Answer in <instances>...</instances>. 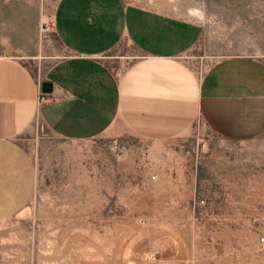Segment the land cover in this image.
Instances as JSON below:
<instances>
[{
  "label": "rangeland",
  "instance_id": "374dc122",
  "mask_svg": "<svg viewBox=\"0 0 264 264\" xmlns=\"http://www.w3.org/2000/svg\"><path fill=\"white\" fill-rule=\"evenodd\" d=\"M0 1L38 5L44 68L64 54L50 31L55 0ZM134 1L198 20L189 54L202 69L229 54L264 60V0ZM189 133L68 141L36 123L35 186L0 218V264H264V134Z\"/></svg>",
  "mask_w": 264,
  "mask_h": 264
},
{
  "label": "crops",
  "instance_id": "0c3cea01",
  "mask_svg": "<svg viewBox=\"0 0 264 264\" xmlns=\"http://www.w3.org/2000/svg\"><path fill=\"white\" fill-rule=\"evenodd\" d=\"M44 26L38 5L0 1V218L34 189L36 123L68 141L264 134V60L229 54L202 69L189 54L204 32L196 19L142 1L55 0L64 54L45 68Z\"/></svg>",
  "mask_w": 264,
  "mask_h": 264
},
{
  "label": "water",
  "instance_id": "95a60500",
  "mask_svg": "<svg viewBox=\"0 0 264 264\" xmlns=\"http://www.w3.org/2000/svg\"><path fill=\"white\" fill-rule=\"evenodd\" d=\"M51 90H52V85L50 82H48V81L41 82L40 91L42 93H50Z\"/></svg>",
  "mask_w": 264,
  "mask_h": 264
},
{
  "label": "built area",
  "instance_id": "2783aa9c",
  "mask_svg": "<svg viewBox=\"0 0 264 264\" xmlns=\"http://www.w3.org/2000/svg\"><path fill=\"white\" fill-rule=\"evenodd\" d=\"M39 96H40V100H44L45 98V93H42V92H40V94H39Z\"/></svg>",
  "mask_w": 264,
  "mask_h": 264
},
{
  "label": "bare ground",
  "instance_id": "6f19581e",
  "mask_svg": "<svg viewBox=\"0 0 264 264\" xmlns=\"http://www.w3.org/2000/svg\"><path fill=\"white\" fill-rule=\"evenodd\" d=\"M193 14H196V15H199L200 16V13L199 12H196L194 10H192Z\"/></svg>",
  "mask_w": 264,
  "mask_h": 264
},
{
  "label": "clouds",
  "instance_id": "9594fccd",
  "mask_svg": "<svg viewBox=\"0 0 264 264\" xmlns=\"http://www.w3.org/2000/svg\"><path fill=\"white\" fill-rule=\"evenodd\" d=\"M203 18V14L201 13V19Z\"/></svg>",
  "mask_w": 264,
  "mask_h": 264
}]
</instances>
